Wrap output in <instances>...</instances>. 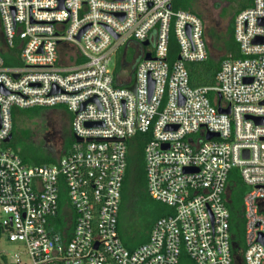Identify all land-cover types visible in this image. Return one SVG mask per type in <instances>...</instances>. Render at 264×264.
I'll list each match as a JSON object with an SVG mask.
<instances>
[{"label": "built area", "instance_id": "2783aa9c", "mask_svg": "<svg viewBox=\"0 0 264 264\" xmlns=\"http://www.w3.org/2000/svg\"><path fill=\"white\" fill-rule=\"evenodd\" d=\"M174 1L0 0V41L21 60L9 65L0 51V143L14 105H67L75 137L56 162L37 165L0 145L1 238L18 245L0 264H180L184 251L196 264H239L235 168L248 187L243 264H264V0L235 17L240 56L222 58L216 86L197 87L187 63L209 57L207 24ZM133 39L155 46L121 81L112 53ZM137 133L146 135L149 192L173 212L131 249L119 215Z\"/></svg>", "mask_w": 264, "mask_h": 264}, {"label": "rangeland", "instance_id": "374dc122", "mask_svg": "<svg viewBox=\"0 0 264 264\" xmlns=\"http://www.w3.org/2000/svg\"><path fill=\"white\" fill-rule=\"evenodd\" d=\"M174 4L176 7L183 9L190 6V8H194L203 16L207 24L212 54L216 59L233 54V49H237L239 52L237 56H240L239 44L235 38L233 41H228L227 34L230 32V28L233 27L234 35L235 17L242 9L249 5L248 0H175ZM154 46V42H152L145 46V48L152 50ZM0 51L5 57L7 64L17 65L21 63L20 49L16 47L10 49L3 41H0ZM141 51V43L133 39L125 41L112 53L110 67L114 69L116 74L119 73L121 81L133 79L132 74L134 73L136 62L140 58ZM124 58L126 60L123 64ZM82 60L85 61L84 58ZM216 85L215 79L214 83L210 86ZM209 96L214 100L217 92L211 91ZM12 115L15 126L13 137L10 141L0 143V145L19 153L28 164L53 163L58 160L60 154L64 155L70 150L75 139L72 124L74 113L67 105L60 104L52 107L35 106L30 108L14 105L12 107ZM63 138H65L64 145ZM63 146L66 147V150L61 153ZM232 178H241L239 168L233 170ZM244 187L245 191L248 190L247 186ZM166 207L169 210L171 209L168 205ZM130 222L132 224L128 227L129 230L126 233V237L133 236L132 232L140 220L130 219ZM135 243H137V240ZM17 248V243L9 241L5 236L2 237L0 239V260L3 259V252L12 253ZM180 264H196V262L184 251Z\"/></svg>", "mask_w": 264, "mask_h": 264}, {"label": "trees", "instance_id": "16d2710c", "mask_svg": "<svg viewBox=\"0 0 264 264\" xmlns=\"http://www.w3.org/2000/svg\"><path fill=\"white\" fill-rule=\"evenodd\" d=\"M185 9L197 12L194 8H190V6H187ZM227 37L228 41H233V27L230 28V32L227 34ZM233 55H239L237 49H233ZM140 56L141 55H139V57ZM222 58L223 57L216 59V57L213 56L210 45V55L206 60L188 62L187 67L189 69L191 85L197 87L213 84ZM14 129L15 126L13 121L12 134H14ZM145 142L146 135L143 133H137L128 140V166L122 189L119 232L121 237L124 239V244L131 249L149 239L152 226L157 218L173 212L172 208L170 210L167 209L166 203L155 199L149 192L144 156ZM65 150L66 147L63 146L61 153ZM231 182V186L234 190L231 208L233 212L232 230L236 244L235 251L239 264H243L244 219L242 212V200L245 187L240 179H232ZM130 219H138L140 222L135 226L132 232L133 236L126 237V233L129 230L128 227L132 224ZM1 236L2 233L0 231V239ZM135 239L137 240V243H135Z\"/></svg>", "mask_w": 264, "mask_h": 264}, {"label": "water", "instance_id": "95a60500", "mask_svg": "<svg viewBox=\"0 0 264 264\" xmlns=\"http://www.w3.org/2000/svg\"><path fill=\"white\" fill-rule=\"evenodd\" d=\"M262 22H264V21L262 20ZM85 29H86V28H84L83 31H84ZM83 31H82V32H83ZM82 32L80 33L79 38H80ZM116 37H118V35H116ZM259 40H261V39H256V41H259ZM142 44H143L144 46H146V45L149 44V41L146 40V41H144ZM146 58H151V53H150V52L146 53ZM16 76H18V75H16ZM129 88L132 89V90H135V89H136V81H135V80H134L133 84L129 86ZM0 90H4V91H5V89L3 88L2 85H0ZM5 92H6V91H5ZM221 111L230 112V108H227V109H221ZM257 120L259 121V119H257ZM215 135H218V133H212V132H210V133L207 134V137H208V138H211V137H213V136H215ZM12 137H13V134H10V135L6 138V141H10V140L12 139ZM78 139L81 140V138H78ZM167 146H168V145H167ZM262 240H264L263 237H262Z\"/></svg>", "mask_w": 264, "mask_h": 264}, {"label": "flooded vegetation", "instance_id": "af4514ba", "mask_svg": "<svg viewBox=\"0 0 264 264\" xmlns=\"http://www.w3.org/2000/svg\"><path fill=\"white\" fill-rule=\"evenodd\" d=\"M142 49L145 48V46L141 45ZM65 144V138H63V145Z\"/></svg>", "mask_w": 264, "mask_h": 264}]
</instances>
